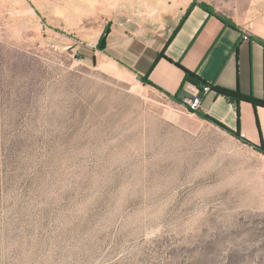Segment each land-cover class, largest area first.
Segmentation results:
<instances>
[{
    "label": "rangeland",
    "instance_id": "obj_1",
    "mask_svg": "<svg viewBox=\"0 0 264 264\" xmlns=\"http://www.w3.org/2000/svg\"><path fill=\"white\" fill-rule=\"evenodd\" d=\"M121 4L0 0V264H264L261 146L103 56Z\"/></svg>",
    "mask_w": 264,
    "mask_h": 264
},
{
    "label": "crops",
    "instance_id": "obj_2",
    "mask_svg": "<svg viewBox=\"0 0 264 264\" xmlns=\"http://www.w3.org/2000/svg\"><path fill=\"white\" fill-rule=\"evenodd\" d=\"M119 1L97 37L109 28L103 56L167 97L187 93L191 72L208 88L200 112L264 147V29L255 30L264 27V0ZM221 90L237 101L229 102Z\"/></svg>",
    "mask_w": 264,
    "mask_h": 264
},
{
    "label": "trees",
    "instance_id": "obj_3",
    "mask_svg": "<svg viewBox=\"0 0 264 264\" xmlns=\"http://www.w3.org/2000/svg\"><path fill=\"white\" fill-rule=\"evenodd\" d=\"M196 3V2H195ZM197 4V3H196ZM203 9H205L207 12H209L211 15H214L216 16L217 18H219L220 20L224 21L225 23L227 24H231V21L226 19L225 17H223L221 14L217 13L213 7H211L210 5L206 4V3H200L199 4ZM108 33H109V28L106 27L105 30L103 31V34L101 35L100 39H99V44H98V47L97 49L101 52H104L106 50V47H107V36H108ZM140 81H142L144 84H147L149 85L150 83L148 82V80L146 78H140ZM185 82H188V83H191L192 85L196 86L199 90H200V97L202 99L203 97V93H204V87H205V84L198 78L196 77L194 74H192L191 72H188L186 71V80ZM220 94L223 95L229 102H235L237 101L236 99H238L239 96H237L236 94L234 93H230L228 91H224V90H221L220 91ZM169 98H171L172 100L176 101V102H184L185 103V100L187 98H189L188 94L185 93V94H181L180 96L179 95H176V96H169ZM186 98V99H185ZM248 100L250 102H252L253 104H256L258 105L259 102H256L255 100L253 99H249ZM264 105V103H262ZM196 114L202 118H205V119H209V117L205 116L204 114H202L200 111L196 112ZM257 148V147H256ZM261 153L264 154V147L261 146L259 148H257Z\"/></svg>",
    "mask_w": 264,
    "mask_h": 264
},
{
    "label": "built area",
    "instance_id": "obj_4",
    "mask_svg": "<svg viewBox=\"0 0 264 264\" xmlns=\"http://www.w3.org/2000/svg\"><path fill=\"white\" fill-rule=\"evenodd\" d=\"M203 89H204V93L208 92L207 87H204ZM186 91H187L188 96L190 97L187 98L185 102L187 106L189 107L190 111L193 113L200 111L201 105H202V99L200 97V90L196 86L192 84H188V88Z\"/></svg>",
    "mask_w": 264,
    "mask_h": 264
}]
</instances>
